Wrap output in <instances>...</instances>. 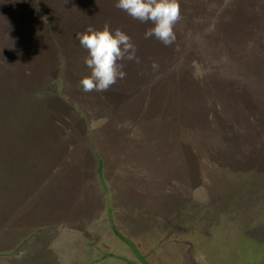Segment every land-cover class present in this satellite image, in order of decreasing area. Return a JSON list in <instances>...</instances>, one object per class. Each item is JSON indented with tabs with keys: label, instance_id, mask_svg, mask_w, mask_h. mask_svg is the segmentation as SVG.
Segmentation results:
<instances>
[{
	"label": "rangeland",
	"instance_id": "374dc122",
	"mask_svg": "<svg viewBox=\"0 0 264 264\" xmlns=\"http://www.w3.org/2000/svg\"><path fill=\"white\" fill-rule=\"evenodd\" d=\"M115 3L0 0V264H88L96 254L80 241L105 223L101 187L110 196L99 160L111 185L211 194L147 255H169L171 241L192 255L213 235L230 244L221 264H264V0H179L171 46ZM106 23L132 38L139 63L121 61L124 79L84 93L75 35ZM99 243L113 247L109 234Z\"/></svg>",
	"mask_w": 264,
	"mask_h": 264
},
{
	"label": "crops",
	"instance_id": "0c3cea01",
	"mask_svg": "<svg viewBox=\"0 0 264 264\" xmlns=\"http://www.w3.org/2000/svg\"><path fill=\"white\" fill-rule=\"evenodd\" d=\"M102 166V161L99 160V166L96 172L100 187V179L105 180L107 192L110 194L109 202L112 210L111 220L113 226L119 234L134 244L140 255H146L147 249L152 243L165 238V235L168 237L171 234L169 232L171 227L174 226L175 228V226H179L180 228H187L186 226H189V222H191V214L198 211L200 207L201 210L203 207L212 205L211 194L209 195V201L200 200L199 198L202 197L200 195L201 192L199 193V191L187 188L186 186V188L184 186L182 187L185 189H176L175 192H172L169 188L153 190L152 187H147L146 185L131 186L126 180H123L117 186L111 185L108 180H112L113 177H109L106 180ZM175 168L178 169L177 166ZM74 177L76 178V176ZM101 192L105 223L102 224L100 231L95 235L93 240L89 242L80 241L81 247L83 245L96 254L91 256V259L89 258L84 261L88 264L107 262V259L103 260V258H98L101 253L107 255L115 254L121 258L123 256L130 258L128 250L124 249L125 244L120 239L114 237L113 230L108 226L106 218V192L103 190V187H101ZM174 202L175 205H173ZM182 214H186L187 217H183ZM105 234H109L110 244H113L112 249L109 251H103L99 243ZM167 246L165 249H170L169 255L161 254L156 258L154 257L151 260L152 264H179L178 258L180 253L182 256H185L188 250L184 244L181 242L178 243V241L170 243ZM119 250L122 251V255L117 253ZM80 256L79 254L76 259L77 262H72V264H79L78 259ZM80 262L84 264L83 260H80Z\"/></svg>",
	"mask_w": 264,
	"mask_h": 264
},
{
	"label": "clouds",
	"instance_id": "9594fccd",
	"mask_svg": "<svg viewBox=\"0 0 264 264\" xmlns=\"http://www.w3.org/2000/svg\"><path fill=\"white\" fill-rule=\"evenodd\" d=\"M114 6L134 20L152 22L154 26L145 31V39L154 37L165 46L174 44V28L181 19L179 0H116ZM75 39L88 53L84 63L90 69V75L79 81L84 93L106 92L118 80L124 79L126 73L121 61L139 63L132 38L120 28L112 30L107 23L102 29L89 25L83 32L76 33ZM152 67L155 69L158 65L154 62Z\"/></svg>",
	"mask_w": 264,
	"mask_h": 264
},
{
	"label": "flooded vegetation",
	"instance_id": "af4514ba",
	"mask_svg": "<svg viewBox=\"0 0 264 264\" xmlns=\"http://www.w3.org/2000/svg\"><path fill=\"white\" fill-rule=\"evenodd\" d=\"M111 215H112V210L110 207V202L108 200L107 206H106V218H107L108 226H110V229H112L111 222H110ZM113 232H114V237L117 239H120L119 235H117L114 230H113ZM168 237H169V239L173 240L175 238V231L173 230L172 233ZM227 238H228V236H227ZM235 239L237 241V240L241 239V237L236 236ZM121 242H123L125 244L124 249L128 250V252L130 254L131 261L127 260V259H123L121 257H118L115 254H108L103 258V260L105 258H110V259H114V260H119L121 262L124 261L125 264H149L145 261V259L148 258V260H150L148 262L151 263V260H153L154 257L155 258L158 257V254L153 256L152 253H148V255L146 254L145 257H143V255H140L135 250H133L129 246V244H127L126 242H124L122 240H121ZM253 242H255V241H253ZM169 243H172V241ZM231 243H232V240H231ZM168 244H165L164 247H166ZM184 245L188 248V246L186 244H184ZM229 245L230 244H229L228 240H226V239L220 240L219 237L216 238L213 235H211L210 238L206 237L205 240L200 241V243L198 244L197 247L192 248V255H190L191 250H189V249H191V248L189 247L185 253V258L189 257V259H191V258L193 259V254L198 253V255L201 258H203V260H204L203 264H221V258H219V255L224 253L225 251H227L226 246H229ZM257 246L259 248H264V246H260L258 244H257ZM164 247H161V249L163 250ZM234 248H237L236 245L234 246ZM200 251H202V252H200ZM258 251L259 250H257V252ZM262 253H264V251H262ZM208 258H211V259L209 260ZM232 264H234V263H232Z\"/></svg>",
	"mask_w": 264,
	"mask_h": 264
},
{
	"label": "trees",
	"instance_id": "16d2710c",
	"mask_svg": "<svg viewBox=\"0 0 264 264\" xmlns=\"http://www.w3.org/2000/svg\"><path fill=\"white\" fill-rule=\"evenodd\" d=\"M110 222H111L112 229L115 231V233H116L117 235H119L120 239H121L122 241L126 242L127 244H129V246H130L133 250H135L137 253H139V252L137 251L136 247L134 246V244H133L131 241H129L128 239H126L125 237H123L121 234H119V232H118V231L115 229V227L113 226V223H112L111 218H110ZM143 257H145V255H144Z\"/></svg>",
	"mask_w": 264,
	"mask_h": 264
}]
</instances>
